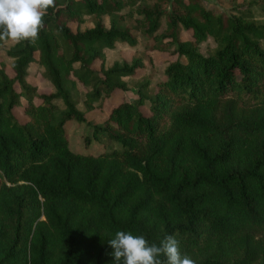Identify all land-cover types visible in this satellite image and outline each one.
<instances>
[{
	"label": "trees",
	"instance_id": "1",
	"mask_svg": "<svg viewBox=\"0 0 264 264\" xmlns=\"http://www.w3.org/2000/svg\"><path fill=\"white\" fill-rule=\"evenodd\" d=\"M125 7L149 49L173 47L184 60L168 63L152 93L145 81L136 97L115 100L123 77L143 65L138 57L104 65L103 47L137 42L118 21ZM237 10L202 0H55L36 43L7 49L14 75L0 64V264H114L108 241L117 231L157 246L173 235L195 264H264V17ZM84 15L93 24L81 28ZM181 28L193 39H181ZM209 36L215 46L204 54L198 44ZM34 60L52 91L27 80ZM78 83L88 87L86 109L108 107L93 128L115 148L70 146L73 121L86 119ZM21 97L25 121L13 113Z\"/></svg>",
	"mask_w": 264,
	"mask_h": 264
},
{
	"label": "rangeland",
	"instance_id": "2",
	"mask_svg": "<svg viewBox=\"0 0 264 264\" xmlns=\"http://www.w3.org/2000/svg\"><path fill=\"white\" fill-rule=\"evenodd\" d=\"M202 0L206 7L213 8L225 12L227 14L237 13V8L249 9L251 14L255 18L264 17V0ZM135 7V6H134ZM133 7V9H134ZM125 7L123 10L118 12L116 15L119 23L129 25L137 39L136 44L131 45L126 41H116L113 47H103L105 52L104 65L110 66L114 61L119 62H131L134 58H140L143 61L141 67L136 68L135 72L131 75L124 76L123 79L127 82V89L121 91L115 96V100L119 98L132 99L137 96L136 89L143 86L145 81H148L147 93H152L156 89V82L165 77V67L169 62L175 59L184 60L183 55H179L172 48L169 51H160L157 49H149L146 46V37L142 35L137 28L135 17L137 14L135 11L128 10ZM84 21L80 24L81 28L91 26L93 24L91 15H84ZM105 24L109 26L110 15H103ZM72 27H76V23H71ZM181 39H193L190 29L181 28L179 32ZM14 42L11 40L0 41V64H5V69L10 76L14 75L11 68L12 57L7 54V49ZM199 50L207 54L212 47L215 46V42L211 36L207 37L205 40L199 42ZM37 56V54H35ZM92 66L96 69L100 68V60H95ZM27 80L36 87V91L40 92H50L53 90V86L50 80L44 74V68L39 64L37 60L30 62L28 66ZM16 87H19L15 83ZM88 89L87 86L78 83L77 89L75 91V97L77 99V106L85 112L84 121L74 120L72 126L69 130L70 146L72 149L81 152H99L101 150L113 149L117 146L115 142L110 140L102 131L94 133V126L96 124L104 123L107 115L108 107L102 108L96 106L92 109H86L83 99L84 93ZM21 103L13 107V113L16 118L20 121H25L27 115L23 111V106L26 104V99L21 97ZM35 102L40 101V97L37 95L34 97ZM62 103L60 100L58 101ZM112 101H110V104ZM141 110L145 114H149V110L146 104L140 106Z\"/></svg>",
	"mask_w": 264,
	"mask_h": 264
},
{
	"label": "clouds",
	"instance_id": "3",
	"mask_svg": "<svg viewBox=\"0 0 264 264\" xmlns=\"http://www.w3.org/2000/svg\"><path fill=\"white\" fill-rule=\"evenodd\" d=\"M49 8H55V0H0V41L35 44ZM108 243L114 249V264H195L187 255L182 256L173 235H167L157 246L143 235L117 231ZM161 255L166 260H160Z\"/></svg>",
	"mask_w": 264,
	"mask_h": 264
}]
</instances>
